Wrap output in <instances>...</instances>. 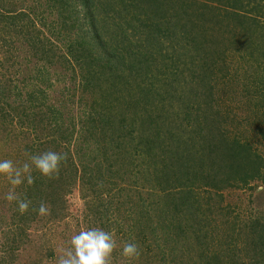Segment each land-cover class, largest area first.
I'll use <instances>...</instances> for the list:
<instances>
[{
	"label": "trees",
	"instance_id": "trees-1",
	"mask_svg": "<svg viewBox=\"0 0 264 264\" xmlns=\"http://www.w3.org/2000/svg\"><path fill=\"white\" fill-rule=\"evenodd\" d=\"M248 19L254 34L242 31ZM259 28L264 0H0V145L13 144L6 156L16 167L31 155L67 153L58 174L33 166L34 184L15 187L30 201L24 214L5 199L12 185L0 176V264H22L32 242L53 256L49 234L68 218L76 189L91 220L114 235L113 264H264V196H254L264 184ZM15 36L42 63L26 92L14 82ZM228 50L248 53L241 55L253 65L245 81L239 68L226 71ZM224 86L242 88V107L257 109L254 134L243 138L235 117L216 105ZM185 141L190 147L179 155ZM215 149L211 180L202 185L214 192L202 194L194 179L203 178V151ZM140 179L160 197L132 199ZM228 187L252 191L248 199L258 204L242 213L220 204ZM41 202L45 215L36 211ZM218 214L226 217L221 224ZM126 243L140 254L123 256Z\"/></svg>",
	"mask_w": 264,
	"mask_h": 264
},
{
	"label": "rangeland",
	"instance_id": "rangeland-1",
	"mask_svg": "<svg viewBox=\"0 0 264 264\" xmlns=\"http://www.w3.org/2000/svg\"><path fill=\"white\" fill-rule=\"evenodd\" d=\"M226 16L229 18L228 12H227ZM230 21H231V19H227V20H225V23H230ZM235 21H237V20H235ZM237 22L243 23L241 21H237ZM246 23L249 24V26L243 27L242 31H246V33L250 32V33L254 34L256 30H254L252 19H248L246 21ZM228 26H229V24H228ZM231 27H236V24H234L232 22V24L230 25L229 28H231ZM252 28H253V30H252ZM230 30H233L232 33L230 34L231 36H233L236 34L238 29L232 28ZM256 34L259 37L264 36V29L259 28ZM112 40L113 39H111V42H112ZM15 44H17V46L19 47L20 63L16 67H13V69H18L17 72L19 71L17 74L14 75L15 76L14 82H15V84H17L19 86V88H22L23 85L25 84L26 88L24 89V92H26L27 89H32L34 87L33 85L35 84V82H37V80L40 79L41 74L37 76L39 79L35 78L33 75L36 74V72H37L36 70L40 67V65L42 63L38 61L39 60L38 58L31 56L26 51V47L28 46V44L25 41L21 42L16 37ZM233 51L234 50H230L228 52V57H227L228 67H227L226 71L231 73L232 71H235L237 68H239V71L237 73L239 75L241 74L243 76L244 81H245L247 79L246 76L244 77L245 70L248 68H251L253 65H252V63H251V65H249L248 60H246V59L242 60L241 55L246 56L248 54L246 51L242 52V53H239V52L234 53ZM54 71H59V70H56L55 68H50L51 73ZM67 73H69L68 75H73V72L68 71ZM64 83L65 84L68 83V78H66L62 81V85ZM59 86H61V84ZM227 88H228L227 86H224V91H222L218 94L219 99H218V101H216V105L219 104V106L222 109H224L225 114L229 113L231 116L233 115L235 117V119H236L235 122L238 123V129L241 131V133H243V138H245L247 135L250 136L251 134H254V132L252 131L253 129L251 127H254L252 125V122L255 119V118H253L255 116L254 111L257 109L254 107L251 109L246 108V106L242 107V104L245 105V103H242V99H241L242 94L240 91H242V88L239 87L237 89L238 91L236 90L235 92H229V91H227ZM163 101H165V102H163ZM163 101H161L160 107L166 108V106H167L166 101L167 100L165 99ZM156 102H158V100ZM155 107H157V106L155 105ZM128 113L131 115L132 112L128 111ZM248 121L250 123H248ZM176 132H177V135L180 134L178 129H176ZM180 137L178 138L179 140L181 138H183V137H181V138ZM185 137H186V135H185ZM186 142L187 141H185L183 147L181 149H179V153H178L179 155H181L183 152H186L187 148L190 147V145L186 144ZM193 145H196V143H193ZM196 146H197V148H200L199 145H196ZM258 146H259V148H262V150L264 151V147L262 145L259 144ZM12 147H14V146H13V144H10V143L0 145V153L2 156L1 159H3V158L10 159L11 158V160H12V156H10V155L6 156V154H10V150ZM202 148H204V147H202ZM217 149H218V147H217ZM216 151H217L216 149L213 152H209V153H207L206 151H203L204 152L203 153L204 154L203 160H202V157H200V159L202 160V164H201V166H202L201 173L202 174L201 175H203V178L197 177L196 179H194V181L201 179V182H202L201 186L204 184V182L211 180L210 177L212 176V172H213V169L215 168V164H216V162L211 163V161H212V159L215 160V158H216L215 156L217 155ZM243 159H244V161H247L250 158L243 157ZM252 162L253 161L251 160V163ZM125 179L127 180L126 182H129L133 178L130 177L129 175H125ZM142 180L143 179H140V182L144 183V187L137 186V188L139 190H141V193L138 194L137 190L130 189L133 191L131 198L138 200V198L140 197L139 195L147 197L149 200H154L155 198H159L160 196H159L158 190L157 189L153 190L152 191L153 193L149 194L148 193L149 188L146 187V181H142ZM183 181H186V180H183ZM261 185H264V184H261ZM202 187L203 188L199 189L202 194H206L207 190L210 191V194L214 192V189L212 187L207 186L206 187L207 190L204 189L205 186H202ZM183 190H185V188H183ZM251 193H252V191L250 192L244 188L228 187L225 190H223V194H222L223 199H222V201H220V204H222V205L228 204V205H231L232 208H234V206H236L237 210L242 213L243 210H245V208H249L248 205L250 206L251 204H254L253 206H256L258 204L255 200H254L255 202H252V203L249 201L248 197L251 195ZM126 194H128V193H126ZM254 196H264V191H257V189H256L254 192ZM123 197H126V195H123ZM128 197L129 196H127L126 199ZM251 197H253V196L251 195ZM68 201H69V205H70V214H69L68 218L64 221H61L59 224H57V225L55 224V226H53V228H52L53 232H51L49 234V236L52 237L50 242L47 243V239L44 240V242L47 243L48 247L49 246L51 247V250L54 252V255L51 257L45 256L44 254L46 253V251H45L46 250V247H45L46 244L40 245V244H37L36 242H34L35 244H33V242H32L27 247L28 251L26 252V254L23 257L22 264H33V260L36 258L37 259L42 258V260H40L39 263H35V264H57L58 258L57 257L55 258V255H57L59 257L61 254H63L70 247V239L74 234H77L81 229H87V228H91V227L102 228V225H100V223H98L97 218L91 220L92 218H90V217L93 214H91L89 212V206L86 204L85 199H83L81 197V193L79 192L78 189H76L73 192V194L69 196ZM181 213H182V211H181ZM218 216L219 217H218V220L216 222L217 224H221V220H224V221L226 220V217L224 215L218 214ZM113 260L114 259H112V258L110 259V264H113Z\"/></svg>",
	"mask_w": 264,
	"mask_h": 264
},
{
	"label": "clouds",
	"instance_id": "clouds-1",
	"mask_svg": "<svg viewBox=\"0 0 264 264\" xmlns=\"http://www.w3.org/2000/svg\"><path fill=\"white\" fill-rule=\"evenodd\" d=\"M66 159L67 153L55 151L31 155V163L26 162L22 167H16L10 159H0V176L6 177L12 185L5 199L8 202H15L19 213L24 214L29 209L30 201L21 199L15 192V187L25 182L28 185L34 184L33 166L41 175L51 177L58 174L62 161ZM257 191H264V185H260ZM36 211L38 215H45L48 208L41 202ZM115 249L113 233L100 227L81 229L71 237L70 247L58 257L57 264H109ZM139 254V248L135 243H126L122 249V255L128 258Z\"/></svg>",
	"mask_w": 264,
	"mask_h": 264
}]
</instances>
